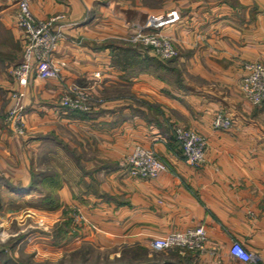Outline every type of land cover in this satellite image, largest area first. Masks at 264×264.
<instances>
[{"label": "crops", "instance_id": "obj_1", "mask_svg": "<svg viewBox=\"0 0 264 264\" xmlns=\"http://www.w3.org/2000/svg\"><path fill=\"white\" fill-rule=\"evenodd\" d=\"M30 3L38 17L63 15L72 24L55 52L65 63L61 77L32 73L21 86L10 75L23 58L19 6L0 0V219L6 228L14 220L23 224L27 202L49 225L69 209L83 216L61 252L91 241L104 250L128 248L147 264H264V105L252 104L241 88L244 65L264 61V0ZM172 11L180 19L163 31L179 55L162 70L137 54L129 38L135 24ZM72 87L94 97L90 112L59 104ZM13 90L25 92L24 137L5 121ZM218 114L231 119L228 129L214 127ZM177 126L207 139L201 167L182 156ZM136 146L154 148L167 170L156 179L130 175L123 159ZM199 225L207 234L203 250L150 247L156 235ZM234 242L257 262L232 255ZM53 244L36 236L22 248L57 251Z\"/></svg>", "mask_w": 264, "mask_h": 264}, {"label": "built area", "instance_id": "obj_2", "mask_svg": "<svg viewBox=\"0 0 264 264\" xmlns=\"http://www.w3.org/2000/svg\"><path fill=\"white\" fill-rule=\"evenodd\" d=\"M31 0H17V26L21 30L24 43L22 61L10 69V75L26 86L32 73L40 79H59L63 61L55 58L60 43L65 38V29L72 23L63 15L40 18L31 8ZM180 19L176 11L166 15H150L144 24H135L134 33L129 38L133 45L142 44L156 56L167 59L179 54L172 38L163 29L168 24ZM245 74L241 88L245 96L254 105H264V61H249L244 65ZM100 76V72L96 73ZM24 90H13L9 109L5 116L8 127L20 137L27 133L25 106L23 105ZM94 97L82 87H72L59 98V104L70 112H90L94 107ZM216 129H228L231 119L218 114L213 123ZM174 139L186 161L201 167L206 161L207 139L200 133L183 127H175ZM123 165L133 177L156 179L167 170V164L154 148L136 146L123 159ZM77 220H83L78 213ZM207 234L203 225L189 228L186 231L171 232L166 235H156L150 241L154 251H166L175 248L203 250L206 247ZM231 253L245 262H257V255L248 251L242 243L234 242Z\"/></svg>", "mask_w": 264, "mask_h": 264}, {"label": "rangeland", "instance_id": "obj_3", "mask_svg": "<svg viewBox=\"0 0 264 264\" xmlns=\"http://www.w3.org/2000/svg\"><path fill=\"white\" fill-rule=\"evenodd\" d=\"M173 42V40H172ZM133 45V43L129 42ZM174 44V42H173ZM139 45V44H137ZM143 46L142 44H140ZM175 45V44H174ZM177 48V47H176ZM178 49V48H177ZM179 52V51H178ZM179 55V54H178ZM163 59L164 61H174L177 57ZM162 59V58H161ZM96 100H94L95 105ZM97 103V102H96ZM10 105V104H9ZM24 212L21 213L23 224L17 221L10 223L6 228L4 220L0 219V252L4 251L10 258L8 264H143L134 259L128 248L120 251L100 249L91 241H83L78 248L72 251L61 252V246L68 243L76 235H73L76 227L82 220H77L78 211L66 210L61 219L53 225L45 223L42 215L40 218L28 210V203L24 202ZM22 204L19 203V207ZM40 219V220H39ZM8 224V223H7ZM68 233V235H66ZM36 236H44L54 241L53 246L57 247V251L48 248L41 249V252L26 251L29 240ZM66 236V237H65ZM69 236V237H68ZM19 249V250H17ZM3 255V261L8 257Z\"/></svg>", "mask_w": 264, "mask_h": 264}, {"label": "trees", "instance_id": "obj_4", "mask_svg": "<svg viewBox=\"0 0 264 264\" xmlns=\"http://www.w3.org/2000/svg\"><path fill=\"white\" fill-rule=\"evenodd\" d=\"M130 44V43H129ZM137 54L139 53V54H141V55H144V56H146V58L148 59V61L149 60H151V62L158 68V69H162V70H169V66H170V64L173 62V60L172 61H164L163 59H161L160 57H158V56H156L154 53H152L151 51H150V49L149 48H147V47H144V46H141V45H132V44H130L129 45ZM166 64H168V65H166ZM77 233H76V231H74V233H73V235H76ZM66 235H68V233L66 234ZM66 237V236H65ZM69 237V236H68ZM3 255H7V253L6 252H4V251H1L0 252V264H8V262L10 261V258H9V256L8 257H6V259L3 261V259H2V256ZM134 259L136 260V261H140L141 262V260H143V264H147L146 263V261L144 260V258H140L139 256H138V254H136V253H134ZM142 264V263H141ZM148 264H150V263H148Z\"/></svg>", "mask_w": 264, "mask_h": 264}]
</instances>
